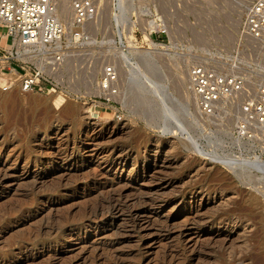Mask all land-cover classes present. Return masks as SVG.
Here are the masks:
<instances>
[{"label":"rangeland","instance_id":"1","mask_svg":"<svg viewBox=\"0 0 264 264\" xmlns=\"http://www.w3.org/2000/svg\"><path fill=\"white\" fill-rule=\"evenodd\" d=\"M95 1L101 22L93 79L83 84L78 73L88 64L80 69L83 62L76 61L60 76L56 92L0 95V174H7L0 183V264H264V181L258 179L254 188L239 175L242 168L233 171L203 160L182 135L171 134L182 118L197 121L196 132L189 133L206 153L241 154L250 161L249 144L237 143L232 135L234 111H225L220 125L193 107L187 114L180 106L184 88L175 81L199 62L222 71L230 70L232 61L246 68L242 58L251 55L243 50L250 46L239 32L249 0H125L122 8L116 1ZM226 34L233 35L230 42L219 39ZM110 35L114 42L108 44ZM147 51L157 52L156 58L147 59ZM109 61L117 68L119 94L106 101L94 98L99 95L95 81ZM141 83L147 91L158 90L179 115L154 101L159 96L137 92L134 86ZM65 89L86 98L68 100L74 119L49 101ZM10 97L12 104L2 107ZM87 116L95 119L86 121ZM125 155L121 169L116 159ZM166 159L175 162L168 165ZM187 186L200 193H181ZM120 188L122 212L91 213L104 192ZM213 196L231 198L215 209L208 203ZM199 203L197 225L190 210Z\"/></svg>","mask_w":264,"mask_h":264},{"label":"built area","instance_id":"2","mask_svg":"<svg viewBox=\"0 0 264 264\" xmlns=\"http://www.w3.org/2000/svg\"><path fill=\"white\" fill-rule=\"evenodd\" d=\"M58 8V0H0V95L56 92L68 61L85 56L88 26L99 20V4L70 0L66 20L58 18ZM239 35L244 44L249 41L264 49V0L246 2ZM228 65L230 70L222 71L207 63L193 64L187 71L186 91L206 119H218L233 110V138L249 144L252 158L264 159V67L251 63L241 68L235 61ZM83 66L85 62L79 68ZM95 82L100 93L94 98L116 97L115 64L102 65ZM59 92L66 99H86L68 89Z\"/></svg>","mask_w":264,"mask_h":264},{"label":"bare ground","instance_id":"3","mask_svg":"<svg viewBox=\"0 0 264 264\" xmlns=\"http://www.w3.org/2000/svg\"><path fill=\"white\" fill-rule=\"evenodd\" d=\"M59 1V8H58V12H57V16H58V18L60 19V20H66L68 17H69V15H70V9H69V1L68 0H63V2L62 3H60V0H58ZM108 1H110V2H112V1H116L119 5H122L121 6V8L122 7H124L125 5V0H108ZM128 1V0H127ZM127 3V2H126ZM61 4V5H60ZM124 5V6H123ZM243 5H244V2H243ZM125 10V9H124ZM107 12V11H106ZM125 12L127 13V11L125 10ZM107 14V13H106ZM108 15V14H107ZM108 16H106V18H107ZM105 18V19H106ZM113 18H115V22H118L119 21V16L117 15V14H115L114 15V17ZM101 19L99 18V20L97 19L96 21H94L93 23H90L89 24V26H88V32H89V34H90V42H89V48L87 49V51H86V53H85V56H83V57H79V58H77V59H72V60H69L68 61V63H67V65H66V69H65V71H68L69 70V68H72V65H73V62L75 63L76 61H79V63H82V62H86V64H88V66H85L84 68H80L81 70L79 71V79L83 82V84H87L89 81H88V79H93L94 78V76H95V74H96V72L98 71V69H96V67H97V61H98V59H100V58H98V59H94L95 58V55H96V51L94 50L95 48H96V46L98 45V43H97V41H96V34L98 33V22L100 21ZM108 21L110 22V20L108 19ZM237 20L235 19V22H236ZM239 21V20H238ZM101 22V21H100ZM152 25V24H151ZM150 25V26H151ZM110 26H108V28H109ZM152 27V26H151ZM154 27V26H153ZM118 33V32H117ZM145 36V35H144ZM143 36V38H145ZM111 38V35L109 36V39H108V41H107V43L108 44H110L111 42H114L113 40H112V38ZM148 38V37H147ZM231 38H233V35L231 36L230 34H228V36H227V34L226 35H223V36H221V37H219V39H221V40H227L228 42H230V40H231ZM197 39V38H196ZM101 44H104V42L103 41H101ZM114 44V43H113ZM246 44H248L249 46H250V50H243V53L245 52V53H247V51L249 52V55H251V56H253V57H251V56H249V58H247V56L246 57H243L242 58V60H247V61H245V64L246 65H250L251 63H253V65L254 66H257V67H259V68H263L264 67V49L260 46V45H257V44H253V43H251V42H249V41H246ZM154 46H156L155 44L153 45V48H154ZM152 48V49H153ZM97 49V48H96ZM155 50V49H154ZM133 52V51H132ZM146 52V51H145ZM152 52L153 51H151V52H148L147 51V53H145V55H146V58L148 59H150V61H152L151 59H153V58H156L155 57V55H156V53L157 52H155L154 51V53H155V55H153L152 54ZM97 53H99V51L97 52ZM100 53H102V51H100ZM130 53V52H129ZM133 54V53H132ZM248 54V53H247ZM245 55V54H244ZM103 56H104V52H103ZM158 56V55H157ZM243 56V55H242ZM145 58V57H144ZM145 58V59H146ZM247 58V59H246ZM94 59V60H93ZM105 59V58H104ZM119 59H121V58H119ZM123 59V60H122ZM122 61L124 62V63H127L130 59L128 58V56L126 55V54H122ZM139 60H140V58H139ZM250 62H249V61ZM141 61H142V58H141ZM150 61L148 62V63H150ZM143 62V61H142ZM145 63V62H144ZM134 65L138 68V70H139V67H138V65L136 64V63H134ZM116 66L120 69V67H121V65H120V60H118L117 62H116ZM76 67V66H75ZM97 70V71H96ZM188 70V69H187ZM186 70V71H187ZM99 71H100V69H99ZM183 72V73H181L180 72V75H176L175 77H176V80L175 81H177V85H178V87L179 88H184V92H183V99L181 100L182 102L180 103V106H182V108L183 109H185V112H187V111H189L192 107H193V110H194V108H195V103H194V99H193V97L186 91V84H187V72ZM63 74V73H62ZM61 74V75H62ZM139 74L146 80V81H149L148 79H146V77L144 76V74L142 73V71H139ZM80 82V81H79ZM91 83V82H90ZM132 83H133V81H132ZM139 84V83H138ZM150 85H151V83H150ZM118 86V85H117ZM135 88H136V90H137V92L139 91V93L142 95V93H144V95H148V94H153V95H155V96H159V99H156V100H154V101H157V103L158 104H162V106L164 107V108H166V110H168V111H170V113H171V115L173 116V115H179L178 114V112H177V110H171V108L169 109V108H167V105H166V103H165V100L163 99V98H161L160 97V93H159V91L158 90H154V91H147V90H145L144 89V87H145V85L143 84V83H141V86H139V88H137V86H134ZM118 89H119V86H118ZM96 91L98 92V93H100V91H99V89L97 88L96 89ZM9 93V92H8ZM119 94V93H118ZM117 94V95H118ZM69 99H65V98H63L62 96H60L59 94H53V95H51L50 97H49V101H50V103L53 105V107H54V109H56V110H59V112L61 113V114H63L64 116H66V117H70V118H72V119H74V115H75V110H74V107L72 106V104H70V102L68 101ZM152 100V99H151ZM11 102H13L12 101V98L10 97V98H6L1 104H2V107L4 106V107H7V106H10V104H12ZM39 102V101H38ZM38 104V103H37ZM154 104H155V102H154ZM43 105V104H42ZM46 106V105H45ZM196 109V108H195ZM86 110V109H85ZM88 110V109H87ZM187 110V111H186ZM196 111V110H195ZM166 112V111H165ZM59 113V114H60ZM88 113V112H87ZM195 113H197V111L195 112ZM187 114H189L188 112H187ZM161 115V114H160ZM192 116V115H191ZM178 117V116H177ZM182 117V116H181ZM202 117V116H201ZM221 117H223V116H221ZM220 116H219V118H221ZM47 118V117H46ZM45 117H44V119H46ZM164 118V117H163ZM43 119V120H44ZM84 119L86 120V119H95L94 118V116H92V117H84ZM183 120H181L182 122H178V127H177V131H171V134H172V137H174L175 135H182V137H181V139H183L185 142H186V144H188L189 146H190V148L192 149V151L194 152V154L195 155H198V156H200L203 160L204 159H209L212 163H214V164H223L225 167H227L228 169H231V170H233V171H236V169L238 168H242V173H240L239 175H241L243 178H245L246 180H247V184H249V185H251V186H255V184L258 182L259 183V181H258V179H261V180H263L264 181V159H261L260 157H254V158H250V161H248V159L247 158H243V157H241V154H240V156H238V157H234L233 155H229V154H227V155H217L214 151H212V152H210V153H206L205 151H204V149L202 148V146L200 145V140L198 139V138H196V137H194V135L192 134V135H190V133L189 132H191L192 130L191 129H193V131H195L196 132V129H197V125L199 124V123H197V121H192V122H190V121H186V120H184L185 118H182ZM194 119H195V117H194ZM198 119V118H197ZM197 119H195V120H197ZM207 119H210V118H207ZM222 120L224 119V118H221ZM177 120V119H176ZM175 120V121H176ZM191 120H193V118L191 119ZM210 120H213V119H210ZM209 120V121H210ZM216 122H218V121H220L219 119H214ZM213 120V121H214ZM87 121V120H86ZM200 121V120H199ZM44 122V121H43ZM46 124V123H45ZM218 124H219V122H218ZM218 124L216 125L217 126V128L219 127L218 126ZM220 125V124H219ZM221 125H222V123H221ZM221 127H223V126H221ZM220 128V127H219ZM198 129H199V127H198ZM221 129V128H220ZM223 129V128H222ZM225 129V128H224ZM201 130V129H200ZM199 131V130H198ZM219 132H221V131H218V134H219ZM225 132V131H224ZM228 132V131H227ZM162 133V132H161ZM222 133V132H221ZM230 134V133H229ZM228 134V135H229ZM186 135V136H185ZM222 135L224 136V133H222ZM185 136V137H184ZM226 136V135H225ZM59 137H61V136H59ZM93 137V136H92ZM91 139V138H90ZM48 140V139H47ZM56 140V139H55ZM92 141H95L96 140V138H93V139H91ZM182 140V141H183ZM235 140V139H234ZM50 141V140H49ZM60 141V140H59ZM209 141V140H208ZM237 143L239 142L238 140H235ZM154 142H156V140H154ZM184 142V143H185ZM60 143V142H59ZM67 143V142H66ZM96 143V142H95ZM64 144H65V142H64ZM59 145V144H58ZM42 146V145H41ZM62 146V145H61ZM157 145H155V147L154 148H156L155 150H157V147H156ZM66 147V146H65ZM68 147V146H67ZM64 149V148H63ZM85 149V148H84ZM244 149V148H243ZM246 149V148H245ZM154 150V151H155ZM83 151V150H82ZM96 151V150H95ZM38 152V151H37ZM61 152V151H60ZM11 153V152H10ZM49 153V152H48ZM62 153V152H61ZM60 153V154H61ZM97 153V152H96ZM126 154V153H125ZM130 154V153H129ZM50 155V154H49ZM89 155V154H88ZM97 155H98V153H97ZM116 155V154H115ZM118 155H120V154H118ZM73 156V154H70V156H69V158L70 157H72ZM86 156V155H85ZM113 156V155H112ZM117 156V155H116ZM67 157V156H66ZM100 157V156H99ZM98 157V158H99ZM128 157V155L126 156H123V157H121V156H118V158L116 159V164L117 165H120V167L119 168H121L122 169V166L124 165L123 163L125 162V161H128V160H125L126 158ZM62 158V157H61ZM74 158H75V156H74ZM105 158V157H104ZM113 158V157H112ZM170 158V157H169ZM63 159V158H62ZM73 159V158H72ZM97 159V158H96ZM96 159H95V162H96ZM108 159V158H107ZM174 159V158H173ZM173 159H166V160H164V162L165 163H167L168 165H170L171 164V162L173 163V162H175ZM105 161V160H104ZM107 161V160H106ZM100 162H101V160H100ZM112 162V161H111ZM126 163V162H125ZM152 163V162H151ZM156 164V163H155ZM155 164H153V165H155ZM199 164L200 165H202V167L203 166H205V163L203 164L202 162H199ZM100 165V164H99ZM107 165V164H106ZM139 165V164H138ZM143 165V164H142ZM141 165V166H142ZM167 166V165H166ZM154 167V166H153ZM110 168V167H109ZM141 168H143V170L144 169H148V167L147 166H142ZM116 169V168H115ZM114 169V170H115ZM107 170V169H106ZM105 170V171H106ZM114 170H113V172H114ZM99 171V170H98ZM108 171V170H107ZM157 171V170H156ZM252 171H254V172H256V174H254ZM27 172V171H26ZM115 172H116V170H115ZM101 173V172H100ZM129 173V172H128ZM131 173V172H130ZM151 173V172H150ZM253 173V174H252ZM103 174V173H102ZM118 174H120L119 173V171H118ZM138 173H137V170H136V173H135V177H137L138 175H137ZM95 175H96V173H95ZM94 175V176H95ZM98 175H99V173H98ZM101 175V174H100ZM99 175V177H101ZM114 175H116V174H114ZM7 176V174H0V183H1V181H2V179L3 178H5ZM104 176V175H103ZM107 176V175H106ZM105 176V177H106ZM105 177H102V178H105ZM94 178V177H93ZM92 178V179H93ZM96 178V177H95ZM158 179H160V178H158ZM181 179H183V178H181ZM161 180H164V179H161ZM160 181V180H159ZM170 184V183H172V180H170V179H165L164 181H163V184ZM141 184V183H140ZM142 184H143V182H142ZM145 186V185H144ZM120 187H121V185H120ZM123 187V186H122ZM125 187V186H124ZM147 187H148V185H147ZM252 187V188H253ZM255 188V187H254ZM118 189V188H117ZM121 189L122 188H120V190H116V189H112V190H109V191H106V192H104V194H103V196L101 197V199L97 202V204H95V206H94V208H93V210H92V214H96L97 212H100V214H101V212H104V213H106V214H109V215H112V214H118V213H120V212H122L123 210H124V208H126V205L122 202V197H123V194H122V191H121ZM150 189V188H149ZM148 189V190H149ZM194 189V188H193ZM258 189V188H257ZM102 190V189H101ZM181 190V189H180ZM179 190V191H180ZM187 192H190V194H191V197H194L195 196V193H200V192H196V190H192L191 188H190V186H187V187H185V188H183L182 189V191H181V193H187ZM146 193V192H145ZM180 193V192H179ZM202 193V192H201ZM223 196V195H222ZM215 197V196H213V198L208 202L209 203V205H211V206H213L215 209L216 208H218V207H222V206H225V204H226V202L227 201H230V198H227L226 197V199H225V197ZM196 197V196H195ZM202 198H200V200H201ZM154 200V199H153ZM152 201V200H151ZM162 201V200H161ZM140 203V202H139ZM144 203V202H143ZM204 203V202H203ZM203 203L201 204V203H199V204H196V205H194V206H192V209L190 210L191 212V214H193L194 216H195V218H193L192 219V221L193 220H195L196 218H198L199 217V219L201 218V214L199 215V209L200 208H202L203 207ZM228 203V202H227ZM152 204H154V203H152ZM155 205V204H154ZM193 205V204H192ZM132 206V205H131ZM145 206V205H144ZM153 206V205H152ZM209 207V206H208ZM141 208H143V207H141ZM150 208V207H149ZM218 210V209H217ZM216 210V211H217ZM218 212V211H217ZM216 213V212H215ZM98 214V213H97ZM127 214H129V216H133L132 215V213H131V211H127ZM214 214V213H213ZM192 215V216H193ZM96 216V215H95ZM101 216H102V214H101ZM114 216V215H113ZM139 216V215H138ZM94 217V216H93ZM192 218V217H191ZM191 221V220H190ZM198 221H200V220H198V219H196L195 220V222H197V225H198ZM134 222V221H133ZM189 221H187V223H188ZM194 222V221H193ZM202 222H203V220H202ZM207 222V221H206ZM212 222H213V220H211L209 223H211L212 224ZM189 223H191V222H189ZM195 224V223H194ZM210 225V224H209ZM226 225V224H225ZM132 226L133 227H136L137 226V223H135V224H133L132 223ZM192 226V225H191ZM235 228V227H234ZM134 230V229H133ZM232 230V229H231ZM230 230V231H231ZM229 234H231V232L229 233ZM228 236V235H227ZM226 239V238H225Z\"/></svg>","mask_w":264,"mask_h":264}]
</instances>
